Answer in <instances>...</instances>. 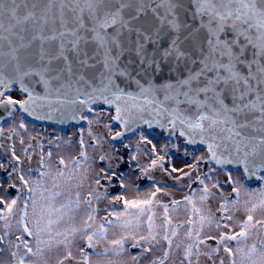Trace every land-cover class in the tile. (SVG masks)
Here are the masks:
<instances>
[{"label": "snow or ice", "instance_id": "6c2138e0", "mask_svg": "<svg viewBox=\"0 0 264 264\" xmlns=\"http://www.w3.org/2000/svg\"><path fill=\"white\" fill-rule=\"evenodd\" d=\"M0 118V264H264V0H0Z\"/></svg>", "mask_w": 264, "mask_h": 264}, {"label": "rangeland", "instance_id": "374dc122", "mask_svg": "<svg viewBox=\"0 0 264 264\" xmlns=\"http://www.w3.org/2000/svg\"><path fill=\"white\" fill-rule=\"evenodd\" d=\"M24 122L28 125V132L23 133L24 138L27 140L30 136H36V135H42L45 138L51 137V138H55L56 136H60L62 137V141H61V147L58 150H54V157L57 155V153L59 154H63L66 157H71V156H75L78 154V144L76 143V141L78 140V135H79V130L81 128L84 129V133H85V141H89V137L87 136V130L88 127L86 124L83 125H73L71 127H68L67 130H63L59 127H56L55 125H50V124H45V123H40V124H35L34 122H32V120L27 119L25 116H23ZM19 120L16 121H8L6 120L1 126L4 127L5 129V134H7V131L9 129V127H11L12 123H18ZM38 123V122H37ZM94 132H97L98 134H105L104 132H102L99 129H93ZM69 138H71L72 140V144L71 145H66L64 143V141H67ZM18 139V138H17ZM45 145V148L48 147L47 145V140L45 139L44 141H42ZM159 140H157V143L159 144ZM0 144L3 145V148H0V157H2L4 155V153L7 151V149L9 148L11 142L7 141V140H0ZM16 151L18 154H20L21 152V147L18 144V142L16 143ZM91 151V150H89ZM141 163H146L145 160H141ZM174 163L176 164L177 167H181L183 166V163L180 162L178 159L174 160ZM33 166H35V158L33 161ZM122 170L126 171V167H124ZM106 183V182H105ZM173 182L171 181V179L167 180V184L171 185ZM141 187V186H140ZM179 185H175L172 190H171V195L170 196H159L158 198L163 200L165 203L169 202L171 199L175 198V199H180L185 193L178 191L177 189L179 188ZM144 191H147L149 188L148 187H141ZM110 194L113 193L115 191V189H109ZM12 195H15V192L13 191L11 193ZM5 193L0 190V196H4ZM107 206V201H104L101 203V207ZM158 211H162L160 209H158ZM104 213H101V215H103ZM239 218H243V214L240 213L238 214ZM3 258L5 260H10V257L8 256V252L7 249L5 250V252L2 254ZM54 259V258H53ZM143 264V262H142ZM203 264V261H202Z\"/></svg>", "mask_w": 264, "mask_h": 264}, {"label": "flooded vegetation", "instance_id": "af4514ba", "mask_svg": "<svg viewBox=\"0 0 264 264\" xmlns=\"http://www.w3.org/2000/svg\"><path fill=\"white\" fill-rule=\"evenodd\" d=\"M25 116V115H24ZM26 117V116H25ZM27 118V117H26ZM28 119V118H27ZM32 122H34V121H32ZM35 124H40V123H37V122H34ZM84 123H80L79 125H83ZM73 125H77V124H72V125H70L69 127H71V126H73ZM53 126V125H52ZM56 127H59V126H56ZM59 128H61V127H59ZM61 129H63V128H61ZM68 129V127L66 128V129H63V130H67ZM179 160V159H178ZM180 162H182L183 163V161H181V160H179ZM156 179L158 180V181H160L162 184H164V183H166L167 184V180L168 179H166L165 177H163L162 175H157L156 176ZM139 184H140V186L141 187H150L151 186V182L150 181H147V180H142V181H139L138 182ZM250 186H252V187H258V184H252V185H250ZM182 198V197H181Z\"/></svg>", "mask_w": 264, "mask_h": 264}, {"label": "water", "instance_id": "95a60500", "mask_svg": "<svg viewBox=\"0 0 264 264\" xmlns=\"http://www.w3.org/2000/svg\"><path fill=\"white\" fill-rule=\"evenodd\" d=\"M28 119L34 121V122H38V123H45V124H50V125H55V126H59L63 129H66L67 127H69L72 124H80V123H75V122H65L64 124H60V123H56V122H52V121H37L32 119L31 117H28L27 115H25ZM2 119V123H0V126L7 120L6 118H0ZM255 184V183H254ZM252 185V184H251Z\"/></svg>", "mask_w": 264, "mask_h": 264}]
</instances>
